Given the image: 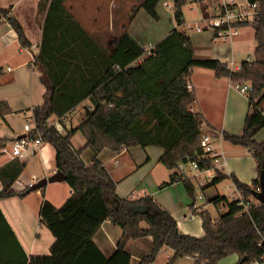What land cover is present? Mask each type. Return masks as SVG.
I'll list each match as a JSON object with an SVG mask.
<instances>
[{
	"label": "trees",
	"instance_id": "16d2710c",
	"mask_svg": "<svg viewBox=\"0 0 264 264\" xmlns=\"http://www.w3.org/2000/svg\"><path fill=\"white\" fill-rule=\"evenodd\" d=\"M66 1L38 3L37 15L45 13V17L33 68L45 93L42 105L34 108L32 114L43 142L54 150L55 168L63 174L74 197L59 208L48 201L42 203L40 222L54 239L49 254L42 257L27 259L0 211V264H131V257L125 251L127 243L145 238L152 241L151 251L138 264H152L163 249L172 252L167 264L185 257L194 264H218L231 255L238 257L236 264L262 262L264 203L256 205L249 214L240 215L241 208L235 201L217 195L209 200L220 210L217 217L213 219L207 210L198 212L204 235L192 237L181 233L171 215L151 197L120 199L115 193V183L97 157L105 149L118 152L133 147L161 148L158 163L173 174L159 188L179 181L191 198L192 209L194 186L181 178L177 166L194 162L199 170L213 167L212 158L204 154L200 145L203 118L192 111L195 99L187 88L191 71L203 69L213 72L216 78L228 79L232 85L251 86L241 136L223 134L222 140L250 151L260 173L264 169V144L257 143L254 136L264 127V0H255L258 15L254 22L238 25L239 28L251 25L256 48L252 61H244L236 71L217 60L195 57L188 35L178 30L183 25L182 6L188 0H174L176 29L148 53L126 31L113 43L112 51L106 53L66 10ZM159 1L144 0L133 8L132 14L143 10L153 21H158ZM0 17L14 31L20 45L30 48L21 25L9 10L0 8ZM87 100L90 105L85 107V117L76 129L66 136L47 129L48 120L66 116ZM10 114L8 105L0 102V119ZM76 132L83 136L85 146L75 151L69 141ZM85 149L93 153L88 165L79 158ZM23 168L17 160L0 168V201L28 195V189L12 190ZM214 173L202 191L227 179L219 170ZM232 182L245 199L254 197L257 180L252 186L235 179ZM105 221L122 232L109 258L93 242Z\"/></svg>",
	"mask_w": 264,
	"mask_h": 264
},
{
	"label": "crops",
	"instance_id": "0c3cea01",
	"mask_svg": "<svg viewBox=\"0 0 264 264\" xmlns=\"http://www.w3.org/2000/svg\"><path fill=\"white\" fill-rule=\"evenodd\" d=\"M39 1L0 0V8L9 10L10 15L21 25L25 38L30 43V48H23L14 31L0 17V69L2 70L0 102H5L11 110L10 115L0 119V168L12 161L3 150H9L14 139L23 136L24 115H29L34 108L43 103L45 88L39 80V74L33 68L35 56L39 51L45 17V13L37 15ZM143 1L67 0L64 6L97 45L106 53H110L113 43L124 31L143 48L157 44L176 29L173 14L168 11L171 8L162 0H160L162 5L157 6L156 9L160 23H155L143 10L133 15V8L138 7ZM191 1L201 4L208 3L209 0ZM168 2L172 3L173 0ZM211 15V10L208 13H201L199 20L190 26L200 25L201 20ZM186 26L183 21V25L178 30L188 35L196 58L214 59L224 66L232 62L233 67H238L250 54L253 55L256 48L254 30L249 25L239 28L237 36L226 41L216 38L210 31L206 33L188 31V33L184 30ZM234 60H237V63ZM233 67L231 71H234ZM189 86L195 99L192 111L199 113L203 118L202 132L211 137L214 147L223 154L224 166L219 171L225 174L227 176L225 180L231 183L232 190L228 193V197L233 191V179L245 186H252L254 181L259 180L260 173L250 151L223 140L217 141L219 135L223 134L241 136L249 110L247 96L236 92L228 79L216 78L213 72L203 69L191 71ZM86 103L89 101H84L80 105ZM77 109L78 106L73 111ZM71 112L66 115L69 126L67 121L63 124V128L68 132L74 129L70 118ZM262 115L264 117V109ZM254 140L264 144V127L255 134ZM69 143L75 151L85 146V140L79 132L71 136ZM49 149L43 144L39 153L29 159L12 185L13 191L20 192L27 189L31 179L39 182L44 178L49 179L58 172L55 168L54 150ZM162 152L163 150L156 146H148L144 149L133 147L118 152L105 149L98 155L97 160L115 183V193L120 199L136 200L145 196L151 197L171 215L181 233L201 238L204 233L197 215L200 211L190 208L191 201L183 186L177 182L159 188L161 184L168 182L173 174V171L166 170L158 163ZM79 158L84 165H88L93 153L90 149H85ZM0 191H2L1 183ZM217 195L219 193L215 189L208 198L212 199ZM70 197H74V194L65 182L48 184L41 181L37 183V190L28 189V195L22 199L12 197L0 201V211L27 259L47 256L54 242L49 231L40 222L39 212L42 203L48 201L56 207ZM203 206L204 210H207L206 205ZM121 235L119 227L105 221L94 235L93 242L103 256L109 258L115 252ZM151 247V239L145 238L129 241L125 251L131 257V264H138L150 253ZM171 255L170 250L163 249L152 264H167ZM237 262L238 257L233 255L222 259L218 264ZM171 264L194 263L191 258L185 257ZM249 264H264V257L260 263Z\"/></svg>",
	"mask_w": 264,
	"mask_h": 264
},
{
	"label": "built area",
	"instance_id": "2783aa9c",
	"mask_svg": "<svg viewBox=\"0 0 264 264\" xmlns=\"http://www.w3.org/2000/svg\"><path fill=\"white\" fill-rule=\"evenodd\" d=\"M248 2V1H247ZM165 6L169 7L165 4ZM256 2L253 4L247 3L246 7H239L235 0H222L221 3L214 5L211 8L212 15L208 18H205L200 21V25L191 27L188 26L186 29L187 31H193L196 33H202L205 31H210L214 34L216 38L222 39L224 41L231 40L233 37L237 36L239 24L244 23H252L256 20L258 11H257ZM154 45H148L143 47L145 53H148L151 49H153ZM140 61V60H139ZM252 60L248 57L246 62L250 63ZM226 68L231 70L233 67V63L229 62L225 65ZM240 66L233 67V69L239 70ZM190 89V86H187ZM233 89L243 95H248L252 88L249 84H234ZM23 125H22V132L23 136L14 139L11 144L9 150L4 149L3 153L7 154L11 160H17L20 164L24 167L26 163H28L29 159L35 155H37L43 146V138L42 134H40L35 125L34 116L32 111L29 115H24L23 118ZM66 116L60 118H53L47 121L46 126L47 129L55 130L59 135L66 136L68 130L63 128V124L66 122ZM219 142L222 141V136L219 135L218 140ZM201 148L204 154L208 155L212 158V171L220 170L224 166L223 163V154L219 151L216 147H214V142L209 135L201 134V141H200ZM186 169L189 170L191 176H188L186 173ZM211 170H199L196 163L189 162L188 164L179 163L177 166V172L181 176L182 179H186L191 181L192 179L200 180L204 173H207ZM48 179L44 178L41 181L46 182ZM39 181V182H41ZM35 180H30L27 184V189L29 190H37V183ZM180 183L176 181L175 183ZM39 190V189H38ZM254 192L259 193L260 188L257 185L254 189ZM230 201H235L236 206L241 208V214H249V212L259 204V202L253 197L252 199H245L243 194L233 185V191L228 197ZM198 201H202V196H197ZM193 210H197L198 206L193 205ZM199 211V210H198ZM218 212L220 210H217Z\"/></svg>",
	"mask_w": 264,
	"mask_h": 264
},
{
	"label": "rangeland",
	"instance_id": "374dc122",
	"mask_svg": "<svg viewBox=\"0 0 264 264\" xmlns=\"http://www.w3.org/2000/svg\"><path fill=\"white\" fill-rule=\"evenodd\" d=\"M162 1H164V3H168V5L171 8V9H168V11H169V13L173 14V3H174V0H173L172 3L168 2V0H162ZM221 1L222 0H209L208 3H201V4L197 3V4H195V3H191L192 2L191 0H188L182 6L183 21H184L185 25H187L186 27L188 28V26L195 24V22L197 20H199L201 13H204V12L208 13L209 10H211V8L214 5L221 3ZM225 1H227V0H225ZM235 2L237 3V5L239 7H243V8H245L247 3H248L247 0H235ZM161 3L162 2L159 1V4L157 6L162 5ZM206 6L209 7V9ZM158 17H159V15H158ZM154 22L155 23H158V22L160 23V18H158V21H154ZM249 26H251V25H249ZM187 28L184 27V30H186ZM186 32H188V31L186 30ZM206 32L207 31H205L204 33H206ZM249 57H250L251 60L253 59V55L252 54H250ZM236 59H237V57H236ZM234 61H235V63H237L236 62L237 60H234ZM89 105H90V103L82 104V105L78 106V109L76 111L71 112L70 118H72V125H73L74 129H76L79 126V124L82 123V121H83V119L85 117V107H87ZM23 120H22V123H23ZM67 125L69 126V121H67ZM202 133H204V132H202ZM44 146H47L48 149L51 148V150H53V148H52V146L50 144L44 143ZM186 173L188 174V176H191V174L189 173L188 169H186ZM214 175H215V173L213 171H209L208 173H204L202 175L201 181L200 180H195V179L191 180V183L194 186V193H195V202L194 203H195L196 206H198L197 210H199V211L204 210V208H203L204 206L203 205H206V207H207L206 209L208 210L209 214L212 217H216L217 216V209L212 204L208 203V201L210 199L208 197H210L215 192V189L218 191L219 195L222 196V197H228V193L232 190L231 183L228 180H224L221 183L217 184L215 186V188L211 187L209 189H206V190L202 191L201 188L206 186V184L210 183ZM20 182H21V180H20ZM52 184H54V183H52ZM179 184H181L183 186L182 183H179ZM58 193H60V192H57V194ZM197 196H202L203 200L202 201H198L197 200ZM189 200L191 201L190 197H189ZM63 203L64 202H62L61 204H58V206H56V208L61 207V205ZM231 256H233V255H231Z\"/></svg>",
	"mask_w": 264,
	"mask_h": 264
},
{
	"label": "water",
	"instance_id": "95a60500",
	"mask_svg": "<svg viewBox=\"0 0 264 264\" xmlns=\"http://www.w3.org/2000/svg\"><path fill=\"white\" fill-rule=\"evenodd\" d=\"M247 1L249 4L255 3V0H247ZM61 182H64V176L61 172L58 171L56 172L55 175L50 177L45 183L51 184V183H61ZM258 185L260 188V192L259 193L254 192L253 196L259 202V204H262L264 203V169L260 172ZM242 261L243 262L246 261V258H243Z\"/></svg>",
	"mask_w": 264,
	"mask_h": 264
}]
</instances>
